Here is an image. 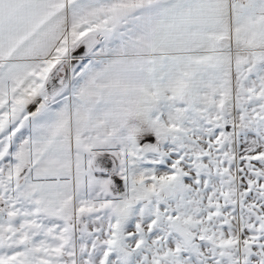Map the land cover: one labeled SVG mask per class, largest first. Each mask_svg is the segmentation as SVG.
<instances>
[{
	"label": "snow or ice",
	"instance_id": "obj_1",
	"mask_svg": "<svg viewBox=\"0 0 264 264\" xmlns=\"http://www.w3.org/2000/svg\"><path fill=\"white\" fill-rule=\"evenodd\" d=\"M0 264H264V0H0Z\"/></svg>",
	"mask_w": 264,
	"mask_h": 264
}]
</instances>
